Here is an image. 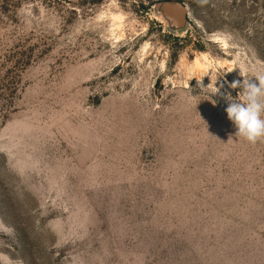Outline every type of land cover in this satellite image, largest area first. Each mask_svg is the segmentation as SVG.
Wrapping results in <instances>:
<instances>
[{
  "label": "rangeland",
  "instance_id": "obj_1",
  "mask_svg": "<svg viewBox=\"0 0 264 264\" xmlns=\"http://www.w3.org/2000/svg\"><path fill=\"white\" fill-rule=\"evenodd\" d=\"M258 71L264 0H0V264H264Z\"/></svg>",
  "mask_w": 264,
  "mask_h": 264
},
{
  "label": "clouds",
  "instance_id": "obj_2",
  "mask_svg": "<svg viewBox=\"0 0 264 264\" xmlns=\"http://www.w3.org/2000/svg\"><path fill=\"white\" fill-rule=\"evenodd\" d=\"M241 76L245 77L242 81H234L229 85L232 89L241 90L237 97H232L231 93L223 96L227 103L225 112L236 128V137L255 144L264 140V71L253 75L255 81L248 75ZM218 92L219 89L215 87L214 94Z\"/></svg>",
  "mask_w": 264,
  "mask_h": 264
},
{
  "label": "water",
  "instance_id": "obj_3",
  "mask_svg": "<svg viewBox=\"0 0 264 264\" xmlns=\"http://www.w3.org/2000/svg\"><path fill=\"white\" fill-rule=\"evenodd\" d=\"M181 14H184L182 10H181Z\"/></svg>",
  "mask_w": 264,
  "mask_h": 264
}]
</instances>
